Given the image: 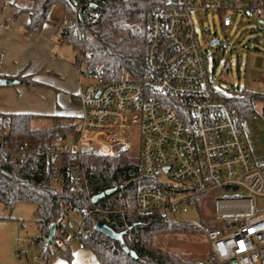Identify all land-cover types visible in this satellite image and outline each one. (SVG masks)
<instances>
[{"label":"built area","instance_id":"1","mask_svg":"<svg viewBox=\"0 0 264 264\" xmlns=\"http://www.w3.org/2000/svg\"><path fill=\"white\" fill-rule=\"evenodd\" d=\"M204 14H216L230 28L239 16L264 18V0H169L150 17L143 78L106 84L95 77L80 94L82 115L58 123L74 133L37 148L8 147L0 134V148L18 152L21 161L32 152L52 161L64 153L118 156L132 149L137 132L142 176L152 180L137 194V211L179 219L207 199L208 264H264V165L255 162L229 96L214 88V69L195 27ZM216 39L221 45L213 38L211 46ZM72 177L76 187L83 185L78 167ZM84 237L56 231L53 243L65 251L77 238L84 249ZM36 261L43 262L41 254Z\"/></svg>","mask_w":264,"mask_h":264},{"label":"trees","instance_id":"2","mask_svg":"<svg viewBox=\"0 0 264 264\" xmlns=\"http://www.w3.org/2000/svg\"><path fill=\"white\" fill-rule=\"evenodd\" d=\"M30 1L31 7L27 10L30 20L25 33L40 34L51 21L53 9L60 7L58 39L76 52L74 65L81 69L84 77H101L106 84L125 77L141 79L146 75L149 20L155 10L169 6V0ZM75 17V24L70 27L68 22ZM15 79L21 85L32 84L22 75ZM254 98L248 94L228 97V103L242 123L255 114ZM33 118L28 114H0V134L8 141V147L24 143L34 148L44 147L57 136L66 138L76 131L70 125L59 127L60 120L52 127L33 128ZM77 167L84 179L81 187L75 186L72 177ZM151 184L152 180L142 176L138 158L121 154L64 153L60 159L52 161L32 152L21 161L18 152L7 154L0 148V205L9 214L18 204L36 207L39 234L34 245L44 264H54L56 256L51 247L54 243L48 244L50 225L56 223L57 231L65 234L70 231V222L77 220L74 217L80 219L75 234H85L82 242L99 264H197L174 253L156 250L151 241L156 234L204 233L213 225L208 221L193 225L158 212L143 214L137 211L139 190ZM114 188H118L116 193L92 204L93 197ZM99 221L117 233L128 230L124 245L94 230ZM124 247L133 251L137 259L128 256ZM59 251L60 256L71 264V249Z\"/></svg>","mask_w":264,"mask_h":264},{"label":"crops","instance_id":"3","mask_svg":"<svg viewBox=\"0 0 264 264\" xmlns=\"http://www.w3.org/2000/svg\"><path fill=\"white\" fill-rule=\"evenodd\" d=\"M21 2L0 0V78L22 75L32 84L0 88V114L32 115L33 128L75 120L82 115L79 99L87 84L81 69L74 65L76 52L58 39L61 12L59 18L52 14L40 34L27 35L31 1L24 5ZM30 223L0 207V264H37L27 254L19 258L20 251L16 250L21 242L32 245L40 254L34 245L39 234L37 222V233L25 237Z\"/></svg>","mask_w":264,"mask_h":264},{"label":"rangeland","instance_id":"4","mask_svg":"<svg viewBox=\"0 0 264 264\" xmlns=\"http://www.w3.org/2000/svg\"><path fill=\"white\" fill-rule=\"evenodd\" d=\"M22 4L30 3L29 0H21ZM61 8L56 6L52 14L59 18ZM66 24V22H65ZM264 24V18H248L239 16L230 28H224L216 14L200 15L195 20V27L200 44L208 50V65L214 69V88L227 96L250 95L254 98L253 105L255 114L243 120L242 128L244 136L249 143L255 162L264 165V33L260 30ZM220 38L221 45L212 47L210 40ZM85 84L96 83V78L86 77ZM40 128V127H36ZM132 149L121 155L127 158H137L139 153V135L134 133L131 140ZM207 199L200 202L198 209L191 210L182 215L179 220L186 221L193 225L206 222L210 216ZM0 207H2L0 205ZM34 205L18 204L12 214L20 217L23 221H29L24 233L25 237L37 233L36 216ZM70 222V231L75 234L80 219ZM209 223V222H208ZM210 224V223H209ZM38 235V233L36 234ZM24 237V238H25ZM23 240V238H21ZM79 240L74 238L71 243L73 261L71 264H99L94 254L89 250H80ZM152 247L156 250L174 253L188 261L197 264H208L209 244L204 233H166L156 234L151 241ZM16 250H24L28 256L36 261L39 253L32 245L24 243L16 244ZM56 254L53 262L69 264L60 256V251L51 246ZM42 264V261H36Z\"/></svg>","mask_w":264,"mask_h":264},{"label":"water","instance_id":"5","mask_svg":"<svg viewBox=\"0 0 264 264\" xmlns=\"http://www.w3.org/2000/svg\"><path fill=\"white\" fill-rule=\"evenodd\" d=\"M218 43H219V39H216L212 42V46H217ZM18 85H20V81L17 79L0 78V88L13 87V86H18ZM117 190H118V188L109 189L103 193H100L99 195H96L91 200L92 204L93 205L96 204L99 200L103 199L105 196L116 193ZM93 228H94V230L102 233L103 235H105L109 239L120 242L122 245H124V236H126L128 234V230L121 232V233H117L113 229H111L109 226H107L105 223L100 222V221L97 222ZM56 231H57V224L52 223L50 225V228H49L48 244H52L53 239H54L55 234H56ZM123 250L128 256H130L134 259H137L135 253L133 251H131L129 248L124 247Z\"/></svg>","mask_w":264,"mask_h":264}]
</instances>
